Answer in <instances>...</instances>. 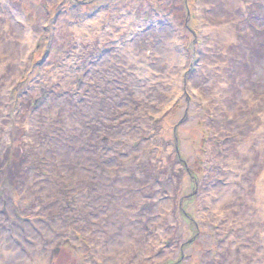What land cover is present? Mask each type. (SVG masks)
<instances>
[{"label": "rangeland", "instance_id": "obj_1", "mask_svg": "<svg viewBox=\"0 0 264 264\" xmlns=\"http://www.w3.org/2000/svg\"><path fill=\"white\" fill-rule=\"evenodd\" d=\"M262 149L264 0H0V264H262Z\"/></svg>", "mask_w": 264, "mask_h": 264}, {"label": "bare ground", "instance_id": "obj_2", "mask_svg": "<svg viewBox=\"0 0 264 264\" xmlns=\"http://www.w3.org/2000/svg\"><path fill=\"white\" fill-rule=\"evenodd\" d=\"M230 1V0H229ZM131 20V19H130ZM123 50H127V48H125V47H123ZM125 52V51H124ZM172 52H174L173 50H172ZM69 124H70V121H69ZM259 134H260V132H258ZM248 142H250L249 140H247ZM247 143L246 142H244L243 143V145L242 146H240V150L242 151V152H244V151H246L247 150ZM63 150V149H62ZM61 150V151H62ZM264 150L262 149L261 151H259V152H263ZM59 153V155L61 156V153L60 152H58ZM66 155H68L69 154V158L71 157V156H73L74 157V153L73 152H64ZM243 155H246V153L244 152V154ZM60 161H63V157H61V160ZM61 164H63V163H61ZM65 168H66V165H65ZM260 185V184H259ZM259 185H258V192L260 191V189H259ZM263 186V185H262ZM258 197H259V199H260V196L258 195ZM264 206V205H263ZM169 208H167V210H168ZM4 238H7V237H5L4 236ZM14 245L15 246H17V249L20 251V252H22L23 254H24V258L22 257V256H19L18 257V260L16 259V262H14V261H11V262H9V263H7V264H27L28 263V261H29V259L30 258H28V255L27 254H25V252L23 251V250H21L20 249V246H18V245H16L15 243H14ZM36 250H39L40 251V249H36ZM15 253V252H14ZM33 258V257H32ZM25 260H26V262H25ZM34 261H33V263L32 264H46L45 263V260L47 261V259H46V255L44 254V252H37L35 255H34V259H33ZM258 261L259 262H261L262 261V264H264V256H261V257H259V259H258Z\"/></svg>", "mask_w": 264, "mask_h": 264}]
</instances>
